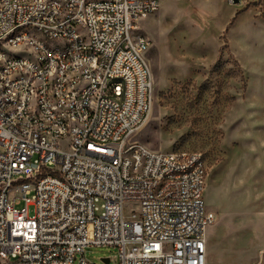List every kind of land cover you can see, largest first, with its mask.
I'll return each mask as SVG.
<instances>
[{"label":"built area","instance_id":"1","mask_svg":"<svg viewBox=\"0 0 264 264\" xmlns=\"http://www.w3.org/2000/svg\"><path fill=\"white\" fill-rule=\"evenodd\" d=\"M163 1L0 0V264H209L203 154L135 139Z\"/></svg>","mask_w":264,"mask_h":264},{"label":"rangeland","instance_id":"2","mask_svg":"<svg viewBox=\"0 0 264 264\" xmlns=\"http://www.w3.org/2000/svg\"><path fill=\"white\" fill-rule=\"evenodd\" d=\"M225 2L163 1L139 21L136 31L150 41L154 104L135 139L155 150L203 154L204 200L215 217L206 228L209 264H250L261 258L264 264V171L256 166V149L249 140L226 136L237 126L234 104L246 87L236 59L246 61L244 43L250 35L259 45L264 39V0ZM234 9L240 11L236 29L230 26L219 35L220 21ZM7 49L14 55L21 52ZM83 255L96 264H107L103 258L119 264L114 247L88 246ZM81 258L78 254L74 264Z\"/></svg>","mask_w":264,"mask_h":264},{"label":"crops","instance_id":"3","mask_svg":"<svg viewBox=\"0 0 264 264\" xmlns=\"http://www.w3.org/2000/svg\"><path fill=\"white\" fill-rule=\"evenodd\" d=\"M244 1L247 4L249 0ZM228 12L223 21L219 23V35L227 32L230 26L233 30L236 29L234 23L240 11L236 13V9H234ZM261 14L264 16V10ZM255 25L256 23L253 24V26ZM246 40L244 43L246 61L234 57L244 71L246 87L243 92L239 93L234 104V120L237 126L233 131L227 132L226 136L233 134L236 137L249 140V147L256 149L258 157L256 166L264 171V167L260 168L264 165V39L260 40L262 45L252 39L251 35ZM261 260L262 258L259 262L254 263L260 264Z\"/></svg>","mask_w":264,"mask_h":264},{"label":"water","instance_id":"4","mask_svg":"<svg viewBox=\"0 0 264 264\" xmlns=\"http://www.w3.org/2000/svg\"><path fill=\"white\" fill-rule=\"evenodd\" d=\"M240 0H235V3H239ZM103 261H105L107 264L110 262V258H103Z\"/></svg>","mask_w":264,"mask_h":264},{"label":"bare ground","instance_id":"5","mask_svg":"<svg viewBox=\"0 0 264 264\" xmlns=\"http://www.w3.org/2000/svg\"><path fill=\"white\" fill-rule=\"evenodd\" d=\"M214 219H215V217H213V220H212V222H210V223L207 225V227H206V228H208V226H210L211 224H213V223H214Z\"/></svg>","mask_w":264,"mask_h":264}]
</instances>
